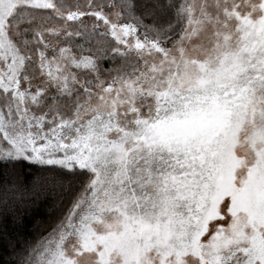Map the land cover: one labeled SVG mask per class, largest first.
Wrapping results in <instances>:
<instances>
[{
  "label": "snow or ice",
  "instance_id": "6c2138e0",
  "mask_svg": "<svg viewBox=\"0 0 264 264\" xmlns=\"http://www.w3.org/2000/svg\"><path fill=\"white\" fill-rule=\"evenodd\" d=\"M0 264H264V0H0Z\"/></svg>",
  "mask_w": 264,
  "mask_h": 264
}]
</instances>
